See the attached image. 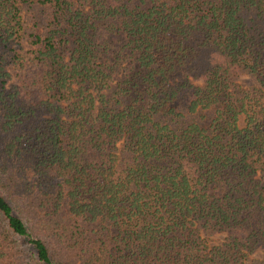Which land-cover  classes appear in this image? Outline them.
I'll use <instances>...</instances> for the list:
<instances>
[{"label":"trees","instance_id":"obj_1","mask_svg":"<svg viewBox=\"0 0 264 264\" xmlns=\"http://www.w3.org/2000/svg\"><path fill=\"white\" fill-rule=\"evenodd\" d=\"M257 250L264 0H0V264Z\"/></svg>","mask_w":264,"mask_h":264},{"label":"rangeland","instance_id":"obj_2","mask_svg":"<svg viewBox=\"0 0 264 264\" xmlns=\"http://www.w3.org/2000/svg\"><path fill=\"white\" fill-rule=\"evenodd\" d=\"M22 21L23 24H26V14L22 13ZM249 83V80L246 78H243L240 80V84L247 85ZM264 264V250H257L251 255H249L248 259L245 260L244 264Z\"/></svg>","mask_w":264,"mask_h":264}]
</instances>
